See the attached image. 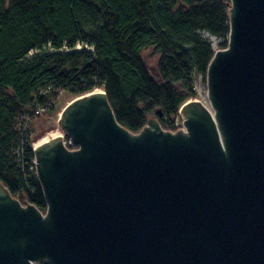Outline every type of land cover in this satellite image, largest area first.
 <instances>
[{
	"label": "water",
	"instance_id": "95a60500",
	"mask_svg": "<svg viewBox=\"0 0 264 264\" xmlns=\"http://www.w3.org/2000/svg\"><path fill=\"white\" fill-rule=\"evenodd\" d=\"M210 106L183 129L120 124L104 90L61 111L34 147L46 212L0 182V264H264V0H230Z\"/></svg>",
	"mask_w": 264,
	"mask_h": 264
},
{
	"label": "trees",
	"instance_id": "16d2710c",
	"mask_svg": "<svg viewBox=\"0 0 264 264\" xmlns=\"http://www.w3.org/2000/svg\"><path fill=\"white\" fill-rule=\"evenodd\" d=\"M229 2L0 0V182L46 212L33 149L47 131L33 136L42 113H60L61 91L104 90L132 132L151 118L177 131L179 109L197 96L196 78L206 82L215 53L202 32L228 46Z\"/></svg>",
	"mask_w": 264,
	"mask_h": 264
},
{
	"label": "rangeland",
	"instance_id": "374dc122",
	"mask_svg": "<svg viewBox=\"0 0 264 264\" xmlns=\"http://www.w3.org/2000/svg\"><path fill=\"white\" fill-rule=\"evenodd\" d=\"M202 35L205 36V37H208L212 41V45H213V48L215 49V51L220 49L219 48V43L221 42L220 39H218L215 36H213L214 38H212V35H210L207 32H202ZM32 54L33 53H31V55ZM147 58H148V62L152 66V69L154 70V66L156 64L157 56L150 55L148 53L147 54ZM196 90H197V96L195 98L189 99L187 101L198 100L199 102H202L206 106H210V103H209V100H208V95H207V85H206V82L201 77H197L196 78ZM72 98H73V96L69 92L61 91L59 93V97H58L57 104H56L57 105V109L59 111L60 110L62 111V109L72 100ZM61 111H60V113H61ZM60 113L59 114L56 113L53 116H48V114L42 113L41 116L39 117V121L41 122L42 125L36 129V132H35L33 138L36 139L37 135L42 130L43 131H47V133L51 132V131H59L60 133H62L63 139L66 142H68L67 137H66V133L64 132V130L62 129V127L59 124ZM175 125L178 127V130H182L183 129V115H182V113H180V109H179V115L177 116V118L175 120ZM35 142H34V144H35Z\"/></svg>",
	"mask_w": 264,
	"mask_h": 264
},
{
	"label": "bare ground",
	"instance_id": "6f19581e",
	"mask_svg": "<svg viewBox=\"0 0 264 264\" xmlns=\"http://www.w3.org/2000/svg\"><path fill=\"white\" fill-rule=\"evenodd\" d=\"M212 38H214V37L212 36ZM99 90H101V89H99ZM194 101H198V100H194ZM57 135H61V138H63L62 133H60L59 131H51V132L46 133L43 137L39 138L35 142L34 147L36 148L39 145H41L42 143H44L45 141L54 139V137H56Z\"/></svg>",
	"mask_w": 264,
	"mask_h": 264
},
{
	"label": "built area",
	"instance_id": "2783aa9c",
	"mask_svg": "<svg viewBox=\"0 0 264 264\" xmlns=\"http://www.w3.org/2000/svg\"><path fill=\"white\" fill-rule=\"evenodd\" d=\"M40 111H41V110H37L36 112H37V113H40ZM66 144H69V141H68V142H66Z\"/></svg>",
	"mask_w": 264,
	"mask_h": 264
}]
</instances>
